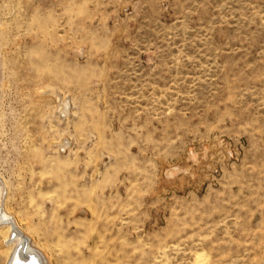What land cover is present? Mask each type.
<instances>
[{"label": "rangeland", "instance_id": "obj_1", "mask_svg": "<svg viewBox=\"0 0 264 264\" xmlns=\"http://www.w3.org/2000/svg\"><path fill=\"white\" fill-rule=\"evenodd\" d=\"M0 211L52 264H264V0H0Z\"/></svg>", "mask_w": 264, "mask_h": 264}, {"label": "bare ground", "instance_id": "obj_2", "mask_svg": "<svg viewBox=\"0 0 264 264\" xmlns=\"http://www.w3.org/2000/svg\"><path fill=\"white\" fill-rule=\"evenodd\" d=\"M0 224H5L10 228L11 230L10 238H12L17 245L16 251L13 253L12 258L8 264H52L50 263V260L44 254H42L32 245L31 240L17 226L14 219L10 217L9 215H7L6 213H4L3 211H0ZM82 255L83 256L85 255L84 251ZM88 256L91 258L90 255ZM84 257L80 259L82 260V262H79V263L82 264L84 262V264H86L89 261L85 258L87 260L85 263L84 261L85 259H83Z\"/></svg>", "mask_w": 264, "mask_h": 264}]
</instances>
